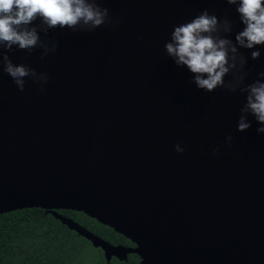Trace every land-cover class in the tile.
<instances>
[{
    "label": "water",
    "instance_id": "95a60500",
    "mask_svg": "<svg viewBox=\"0 0 264 264\" xmlns=\"http://www.w3.org/2000/svg\"><path fill=\"white\" fill-rule=\"evenodd\" d=\"M97 3L109 18L91 31L33 22L42 44L56 45L43 58L40 45L0 47L35 70L21 91L0 68V214L49 211L107 262L135 252L138 264H264L261 125L248 114L250 127L237 131L246 94L197 88L164 47L174 25L207 9L221 22L213 35L236 45L238 67L247 60L244 85L253 82L264 45L236 44L239 0ZM57 210L83 212L137 247L113 245Z\"/></svg>",
    "mask_w": 264,
    "mask_h": 264
},
{
    "label": "clouds",
    "instance_id": "9594fccd",
    "mask_svg": "<svg viewBox=\"0 0 264 264\" xmlns=\"http://www.w3.org/2000/svg\"><path fill=\"white\" fill-rule=\"evenodd\" d=\"M236 4L237 0H226ZM236 11L244 28L235 36L236 44L246 49L264 45V3L262 0H239ZM40 19L47 28H69L76 31L78 26H86L91 31L105 25L109 18L107 8H101L97 0H0V47L11 50L13 46L31 52L38 45L45 48L43 58L48 52H54L56 45L50 49L43 45L33 22ZM220 20L207 9L191 21L174 25L171 31V42L165 44L167 54L175 63L186 66L194 74L197 88L208 92L218 87L230 91L239 90L245 93L243 113L237 123V131L243 132L250 127L247 115L251 114L261 126L257 132H264V71L258 78L244 85L243 72L247 60L239 58L237 47L227 38L214 36L220 29ZM228 22L224 21V31H228ZM259 50L250 53L251 59L260 57ZM0 68L13 80L16 87L23 91L25 77L35 76V70L23 64H13L5 51H0ZM232 78L225 81V76ZM47 80V77H45ZM243 85V87H241ZM231 140V137H228ZM177 152L184 151L176 146Z\"/></svg>",
    "mask_w": 264,
    "mask_h": 264
},
{
    "label": "trees",
    "instance_id": "16d2710c",
    "mask_svg": "<svg viewBox=\"0 0 264 264\" xmlns=\"http://www.w3.org/2000/svg\"><path fill=\"white\" fill-rule=\"evenodd\" d=\"M43 210L24 208L0 214V264H105L99 249ZM58 212L110 243L123 240L122 234L83 212Z\"/></svg>",
    "mask_w": 264,
    "mask_h": 264
},
{
    "label": "flooded vegetation",
    "instance_id": "af4514ba",
    "mask_svg": "<svg viewBox=\"0 0 264 264\" xmlns=\"http://www.w3.org/2000/svg\"><path fill=\"white\" fill-rule=\"evenodd\" d=\"M44 211V213L45 214H51L49 211H45V210H43ZM57 212H58V210H57ZM59 213V212H58ZM59 214H61V213H59ZM52 215V214H51ZM62 215V214H61ZM53 216V215H52ZM66 217V216H65ZM71 219V218H70ZM83 227V226H82ZM86 229V228H85ZM92 233V232H91ZM121 234V233H120ZM78 235V234H77ZM96 235V234H95ZM123 235V234H122ZM98 236V235H97ZM124 237H123V240H122V242H118V243H115V244H113V243H111V244H113V245H122V246H124V247H126V248H135V247H137V243L134 241V240H132L130 237H128V236H125V235H123ZM98 237H100V236H98ZM100 238H102V237H100ZM102 239H104V238H102ZM105 240V239H104ZM107 241V240H106ZM109 242V241H108ZM110 243V242H109ZM95 248V247H94ZM97 249H99V251H100V253H101V255H102V257H103V259H104V262H105V264H111L112 262H114V261H116V262H119V263H127V262H131V261H134V264H138V262L140 261V258H139V256H138V254L137 253H135V252H128L126 255H125V257L123 258V259H119V258H117L116 256H112L110 259H109V261L107 262L106 260H105V258H104V256H103V251L99 248V247H97Z\"/></svg>",
    "mask_w": 264,
    "mask_h": 264
}]
</instances>
